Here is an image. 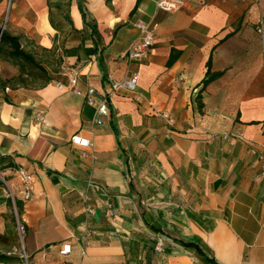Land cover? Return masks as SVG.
<instances>
[{"label": "crops", "instance_id": "1", "mask_svg": "<svg viewBox=\"0 0 264 264\" xmlns=\"http://www.w3.org/2000/svg\"><path fill=\"white\" fill-rule=\"evenodd\" d=\"M135 1L83 0L93 38L78 0H28L50 79L0 78V154L13 163L0 168V253L20 259L0 264H264V175L248 150L264 152V0H184L172 11L155 0L131 10ZM138 21L156 23L152 45L127 61ZM206 70L216 75L202 85ZM130 71L135 94L109 93L94 121L86 89L107 92ZM232 132L241 138L222 137ZM18 168L31 174L29 199Z\"/></svg>", "mask_w": 264, "mask_h": 264}, {"label": "built area", "instance_id": "2", "mask_svg": "<svg viewBox=\"0 0 264 264\" xmlns=\"http://www.w3.org/2000/svg\"><path fill=\"white\" fill-rule=\"evenodd\" d=\"M184 0H155V8L161 11H172L178 9L182 6ZM136 28L139 31V35L136 40L132 41L125 52V58L127 61H143L145 60L150 52V48L152 45V36L154 33V29L156 27V23L152 21H138L135 24ZM256 31L259 33L261 31V20H258ZM68 84L71 90L80 93V90L76 87L77 82V73L69 72L66 74ZM136 80L137 75L135 71L128 72L125 79L118 82H112L109 86V90L107 92H98V90L91 86L86 89L84 92L85 102L88 105H91L95 108V117L94 121H98L99 116H103L107 114V102H108V94L113 92L118 88H122L128 92L135 94V87H136ZM56 85L59 88L64 87V84L61 82H57ZM135 98L138 99V95H135ZM156 114L162 117L167 123H171L173 121L172 116L166 110H157ZM40 117V114H37ZM223 138L226 137H234V138H241L240 132H232V133H223ZM72 141L81 146H89L90 142L87 138H81L80 136H73ZM248 150L249 152L254 155L258 161L259 168H260V175H264V152L257 148L254 144L248 143ZM16 175L21 184V193L24 199H29L32 192V177L31 174L27 172L24 168H18L15 170ZM3 180V179H2ZM4 181V180H3ZM88 187H93L94 184L92 181L88 180L87 182ZM10 195V191H9ZM81 198L84 202V211L88 215L94 214V208L90 203V197L86 192L81 193ZM102 202L105 206L108 205L107 200L102 198ZM112 214L111 210L106 207L104 210V215L110 216ZM17 226L22 229L23 233V226L19 220H17ZM90 233V230L87 231L86 235ZM152 249L155 252H161L163 250L161 239L159 236L152 237ZM71 251L70 244H63L60 248V254H68ZM22 258L27 260V255L23 250L21 253Z\"/></svg>", "mask_w": 264, "mask_h": 264}, {"label": "rangeland", "instance_id": "3", "mask_svg": "<svg viewBox=\"0 0 264 264\" xmlns=\"http://www.w3.org/2000/svg\"><path fill=\"white\" fill-rule=\"evenodd\" d=\"M31 6L28 0H0V27H3V29L10 33L17 34L22 47L27 51L33 52L40 63L46 65V53L41 50L39 45L40 36L35 33V27L38 22L37 13ZM56 39L60 42L59 37L56 36ZM59 53H61V51H59L58 54ZM19 71L18 65L0 56V78H12L14 79L12 82L13 84H21L18 80H15ZM27 71H30V69L27 68ZM24 78H27L28 82H31V80H34L35 83L41 82V79H35L25 74ZM18 230L20 234L19 242H21L23 233L20 226ZM19 244L21 245V243ZM17 249L18 250L14 251L19 254L23 262H26L21 256V253H23L22 247H17Z\"/></svg>", "mask_w": 264, "mask_h": 264}, {"label": "trees", "instance_id": "4", "mask_svg": "<svg viewBox=\"0 0 264 264\" xmlns=\"http://www.w3.org/2000/svg\"><path fill=\"white\" fill-rule=\"evenodd\" d=\"M83 0H78V7L81 11L83 21L85 25H87L90 28V34L93 38H98V31L96 28L95 22H93V19L87 18V11L83 6ZM139 0L135 1V4L131 10L135 8ZM131 12V11H130ZM92 50H95V40H93ZM0 56L5 58L8 61H11L12 63L18 65L19 67V74L15 78V80H18L20 83H24V74L32 76L35 79H41V81L46 82L50 78L48 77L46 70L44 66L36 59L34 54L30 51L25 50L20 42L18 35H12L9 32H7L5 29L1 31L0 27ZM59 61L60 59L57 58ZM27 68L30 69V71H27ZM216 74L215 73H209L208 70L205 71L204 77L201 80L202 85L206 84L210 79H212ZM8 82L4 81L2 82V85H5V83ZM10 157L8 155L0 154V168L5 167H13V163L9 160ZM7 163H4L7 161ZM20 259L17 257L8 256L6 254L0 253V262L3 263H11V262H17ZM210 264H217L215 261H213L210 258H207Z\"/></svg>", "mask_w": 264, "mask_h": 264}, {"label": "water", "instance_id": "5", "mask_svg": "<svg viewBox=\"0 0 264 264\" xmlns=\"http://www.w3.org/2000/svg\"><path fill=\"white\" fill-rule=\"evenodd\" d=\"M3 30V27H1V31Z\"/></svg>", "mask_w": 264, "mask_h": 264}]
</instances>
